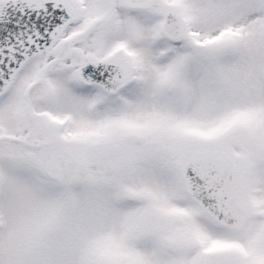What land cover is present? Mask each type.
Wrapping results in <instances>:
<instances>
[{
    "label": "snow or ice",
    "instance_id": "1",
    "mask_svg": "<svg viewBox=\"0 0 264 264\" xmlns=\"http://www.w3.org/2000/svg\"><path fill=\"white\" fill-rule=\"evenodd\" d=\"M0 264H264V0H0Z\"/></svg>",
    "mask_w": 264,
    "mask_h": 264
}]
</instances>
